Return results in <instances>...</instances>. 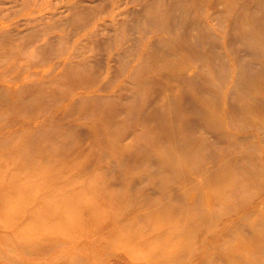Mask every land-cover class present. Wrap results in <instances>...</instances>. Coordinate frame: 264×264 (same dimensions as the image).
<instances>
[{
  "label": "rangeland",
  "instance_id": "1",
  "mask_svg": "<svg viewBox=\"0 0 264 264\" xmlns=\"http://www.w3.org/2000/svg\"><path fill=\"white\" fill-rule=\"evenodd\" d=\"M162 24L167 29L161 28ZM173 57L180 65L169 68L166 64ZM262 82L264 0H0V157L13 160L9 169L0 170V185L7 194L8 179L20 174L22 178L13 184L19 192L9 196L10 204L20 201V191L33 199L21 202L23 209L9 207L25 215L15 218L19 230L9 232L0 227V251L11 247L4 235L13 240L44 237L31 227L33 218L27 214L46 196L54 203L58 198L69 199L80 189L90 192L89 199L99 191L117 195L121 208L110 203L100 207L107 213L126 210L120 219L132 230L134 240V230L145 226L137 215L149 210L143 197L177 207L174 195L166 196L156 189L167 187V179L176 180L177 174L197 187L204 175L201 170L191 174L188 167L163 171L166 167L161 166L164 154L160 151L166 145L155 140L157 133L168 127L158 123L170 125V107L182 124L189 125L183 136L186 142L178 153L171 154L198 162L208 171L222 161H236L241 170L252 171V161L241 157V150H245L255 158L264 180V143L256 129L264 123V110H257V103L264 102ZM192 107L211 112L212 117L199 119L193 111L189 113ZM212 119H217L215 131L206 127ZM218 132L224 138L220 139ZM174 140L167 147L172 148L178 141ZM146 144L150 148L145 149ZM233 146V152L223 159L222 150ZM135 149L148 150L138 165L128 160ZM48 153L55 157L50 156L45 167L25 169L29 160L44 161ZM229 173L230 178L237 176L240 184L237 190L232 187L229 195H237L232 194L233 202L227 208H214L229 215L219 220L201 208L195 210L213 228L206 227L199 234L196 227L182 235L184 242L174 254L176 259L177 255L182 257L178 264H207L203 259L208 253L218 256L215 264H224L223 254L235 255L231 250L223 253L225 241L263 231L264 183L259 186L258 179L233 168ZM39 174H46L47 179L29 180ZM95 174L98 180L91 182ZM198 188L205 197L216 195L207 187ZM57 211L62 208L57 206ZM111 215L102 213L104 220ZM85 216L77 224L82 232L91 234L93 227ZM110 218L116 223L117 218ZM157 218L154 216L152 222ZM172 218L183 220L178 215L169 220ZM13 220L14 215L10 222ZM233 224L252 227L241 233L232 231ZM46 228L53 231L56 226ZM72 233L73 243L43 251L42 257L25 255L15 246L13 253L23 264L127 262L115 258L114 252L111 258L100 256L107 246L104 236L93 245L87 238V248L96 256L95 261L84 258L85 235L78 237L79 230ZM259 241H252L250 248ZM246 255L243 251L241 258L246 259ZM263 258L259 256L258 264Z\"/></svg>",
  "mask_w": 264,
  "mask_h": 264
},
{
  "label": "bare ground",
  "instance_id": "2",
  "mask_svg": "<svg viewBox=\"0 0 264 264\" xmlns=\"http://www.w3.org/2000/svg\"><path fill=\"white\" fill-rule=\"evenodd\" d=\"M163 29H167V25L162 24L160 26ZM166 41V39H165ZM164 41V42H165ZM176 61V63H174ZM175 64L172 67L179 66L180 62H177V60L173 57L172 61H169L166 66L170 68L171 65ZM142 68H144L143 65H141ZM223 77V76H221ZM211 80V79H210ZM212 80L209 81V85H211ZM239 85H241V82H238ZM261 85H264L262 82ZM51 93V92H50ZM214 104L209 102V106L213 107ZM257 110L261 111V109L264 110V102L259 101L257 103ZM189 113L191 111L196 114L197 118L205 120L212 117L211 112H205L201 109L192 107L189 110ZM187 111V112H188ZM180 118L177 116V111L170 107L169 109V122L170 125H162L161 123H158V126H168L164 129L163 132L157 133V139L156 142H159L160 145L166 147L162 149L164 154L163 157H160V161L162 163L161 166L166 167L163 171H169L174 170L177 171L179 169H182L183 167H188L191 171V174H195L193 170H201L204 175V180L198 179L199 184H196L197 187L194 185L190 186L187 181L180 180V174H177L176 180H170L168 181V186L163 187L159 186L156 191H163L166 196L172 197L174 195L175 201L178 202L177 207H172L171 205L167 203H161L162 200H150L145 197H143V203L147 204L149 210L147 213H143V215H137V217H140L143 219L145 226L138 227L136 230H134L137 233V240L133 239L135 235L132 233V230H128L122 222L121 217L126 216L127 211L126 210H118V212H113L111 209L108 213L103 211V204H111L116 209L121 208V198L117 195H102V192L93 193L92 198L89 199L90 192H87L84 189H80L77 191H74L71 193V197L69 196V199H66L64 201H61V198L56 199L54 203H51L48 200V196L43 197L39 200L38 206L35 207V210H31L27 215L33 218V224L32 228L37 230L36 232H39L41 235H44L43 238H37V236H30L28 239H23L21 237H18L13 240L12 236L4 235L5 243L11 242L7 249L0 251V260L3 261V264H23L18 261V259L15 257L13 253L14 246L19 251H23V254H33L35 258L42 257V252L50 251L52 248L56 246H62L64 244L69 245L74 242L72 232H75L76 230H79V236L85 235L84 241H86L85 244V254L84 258L89 257L91 260H94V251L91 250V252L87 248L89 245H87V238L91 240V244L93 245L94 242L100 240L101 236L107 237V246H104L102 248V253H100L101 257L106 258L110 257V254L112 252L115 253V258H117L120 261H127L125 262L128 264H174L175 261L176 264L180 263L182 260V257L180 255H177V259L175 258L174 254H177L178 250V244L183 243L184 240L182 239V235L185 234L186 231L193 230L196 227H199L200 230L198 233L200 234L202 229L208 227H211L212 224L206 223L205 220L199 217L197 213H195V210H198V208H201V211H207L204 214L210 215L213 214L214 218L221 220L223 217H226L228 213H225L221 215V213H218L214 211L215 206L219 205L220 207H228L233 202L232 200V194L237 195L236 192L229 195V190L233 187L234 190H237L240 186L237 176L235 178H230V171L233 168L235 171L243 173V175H248L249 177L253 179H258L259 186H261L264 183V180L262 178V175L260 174L259 165L257 166L255 162V158L253 156H250L245 150H241L242 153V159L244 161H252V168L250 169H243L238 166L236 161L233 162H226L222 161L220 164L217 165V167L213 170H206L201 165L196 164V162L193 161H187L184 157L179 156L178 148L182 145V142H186V138H183L184 133L188 129L189 125H185L186 122L183 124L179 120ZM176 124V125H175ZM179 124V125H178ZM217 125V119H212L211 122H208L206 127L209 131H215ZM257 131L262 134V140L264 143V123L257 124ZM219 135V138L222 139L224 136L217 133ZM178 140L176 144L171 146L167 143L169 141ZM170 142V143H171ZM150 148L149 144L145 145V149ZM13 150H18V147H14ZM234 150L233 148H227L222 150V158L225 159L229 153H232ZM177 152L174 154H171V152ZM148 150L140 151L139 149H135V155L131 158H129V163H134L135 165L139 164V159L147 157ZM161 154V155H162ZM173 155V159H169ZM50 156L55 157L52 153H48L45 156L44 161H36V160H29V162L26 164L28 166L27 169H35L39 167H45V164L51 160L52 158H49ZM47 157V159H46ZM168 157V158H167ZM0 160L1 157H0ZM48 160V161H47ZM3 163H0V170L7 168L11 166L9 161L2 160ZM197 165V168L194 167ZM25 166V167H26ZM60 167V166H59ZM12 172H14V167L12 166ZM80 172V171H79ZM79 172L76 173V177H79ZM131 173V172H129ZM140 173V172H138ZM38 176V178H36ZM37 176H31L29 180L32 181H44L47 179L46 174H39ZM19 178H22L20 174L14 173L11 178L8 179L7 184V194L4 195L3 188L0 185V226L1 228L5 229L6 231L13 232L15 230H19L20 225H16L15 218L22 217L25 215V213H17L15 210L10 209L9 207H14L18 209H23L20 207V203L23 202L25 204L33 201L32 197L28 194H25L20 191V193L17 195L20 198L19 202L14 203V205H11L9 200L12 197H9L13 194H17L19 192V188L13 185L15 182L19 180ZM98 180V176L95 174L91 178L92 181ZM179 180V181H178ZM245 180V179H244ZM178 181V182H177ZM64 184H69V182L63 181ZM173 185L172 191L169 189V186ZM198 187H207L216 195L214 198L212 197H205V195L199 190ZM189 189H194L196 192L189 193ZM202 190V189H201ZM44 192V191H42ZM201 192V193H200ZM82 196V197H80ZM96 196V198L94 197ZM55 198V197H54ZM253 198V197H252ZM55 200V199H54ZM99 200V202H97ZM201 200V201H200ZM245 201V200H243ZM242 203H245L243 202ZM78 203V204H75ZM132 203V202H131ZM203 203H207V205H204ZM75 204V207L73 206ZM126 204L129 206L130 201L126 200ZM57 206H60L62 208V211H57ZM242 208L243 205H240ZM241 208V209H242ZM114 214L110 217H114L116 219V223L110 221V217H106L104 220V217L102 216V213L105 214ZM232 212V211H231ZM87 216H85V215ZM14 220L10 222L13 218ZM175 215H178L180 218H183V220H169L172 216L175 217ZM221 215V216H220ZM229 215V214H228ZM83 216L87 217L88 220L85 218V221L89 225L93 227V231L90 233L82 232L84 230L79 229V225L77 222L82 219ZM144 216H152V217H144ZM154 216H158L157 220L155 222H152ZM10 217V218H8ZM72 218V221H71ZM10 222V223H8ZM218 222V221H216ZM47 225H55V230H48L46 228ZM234 226L232 231L241 232L244 233V231L249 230L252 225L249 226H241L237 225L235 227V224L230 225ZM221 228L220 230L222 232H225L228 228ZM171 230H173L171 232ZM224 230V231H223ZM228 231V230H227ZM60 234V235H57ZM90 234V235H89ZM111 237V238H110ZM232 238V239H231ZM228 241H225L224 245H221V248L223 249V253L226 250H231L235 253L234 256H231V254H228L227 256L223 254V258L227 260L224 264H258L259 256H264V229L260 234L257 233H250L246 234V237L242 239H238L236 237H231ZM261 240V241H259ZM73 241V242H72ZM252 241H259L256 247L250 248ZM7 244V243H6ZM227 244H231L228 248H226ZM250 248V249H248ZM197 250L196 248H193V251ZM162 251V255L160 253ZM230 251V252H231ZM243 251L247 252L246 259L241 258V253ZM222 253V252H220ZM106 254V256H105ZM113 255V254H112ZM32 256V255H28ZM96 256V255H95ZM113 257V256H112ZM111 258V257H110ZM218 256L213 253H208L204 256L203 261L207 264H215L214 261L217 259ZM130 259L134 261H130ZM69 260H72L69 259ZM68 260V261H69ZM264 260V258L262 259ZM261 260V264H264V262ZM130 262V263H129ZM32 264L30 261L26 262ZM25 264V263H24Z\"/></svg>",
  "mask_w": 264,
  "mask_h": 264
}]
</instances>
